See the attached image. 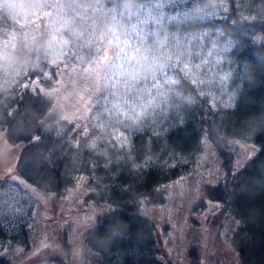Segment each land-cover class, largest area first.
I'll return each mask as SVG.
<instances>
[{
  "label": "trees",
  "instance_id": "1",
  "mask_svg": "<svg viewBox=\"0 0 264 264\" xmlns=\"http://www.w3.org/2000/svg\"><path fill=\"white\" fill-rule=\"evenodd\" d=\"M142 1L46 0L65 17V55L75 64L89 62L104 50L101 35L110 20L127 5ZM14 4H0V38L21 27ZM223 5L206 26L191 21L167 25L183 32L209 31L212 43L221 45L233 37L225 57L235 97L228 104H214L210 89L201 88L173 63L174 82L165 79L160 87L157 81L148 87L163 94L142 115L119 119L128 139L124 145L96 128L76 139V131L70 130L73 122L53 113V96L32 85L34 79L53 85L45 75L47 70L55 73L44 50L45 20H33L28 35H17L13 53L22 73L0 92V128L10 143L24 141L14 171L52 197L67 194L76 180L86 179L91 189L84 200L109 207L83 234L98 264H165L154 222L140 212V200L163 202L165 185L192 169L206 141L218 150L223 170L214 184H202L198 204L218 200L221 212L236 220L227 233L240 263L264 264V0H225ZM241 141L255 151L238 168L232 149ZM27 231L24 226L18 234H7L0 227V264H13L8 247L31 246ZM194 249L189 250L192 257ZM54 258L63 261V255Z\"/></svg>",
  "mask_w": 264,
  "mask_h": 264
},
{
  "label": "rangeland",
  "instance_id": "2",
  "mask_svg": "<svg viewBox=\"0 0 264 264\" xmlns=\"http://www.w3.org/2000/svg\"><path fill=\"white\" fill-rule=\"evenodd\" d=\"M224 1L129 4L102 32L104 50L89 62L75 64L65 55L69 45L63 34L65 17L46 0H13L21 27L0 38V92L7 91L22 73L13 53L17 35H28V24L43 18L48 26L44 50L55 70L54 74L47 70L45 75L52 78L53 85L47 87L37 79L31 83L53 96V113L73 122L70 130L76 131V139L96 128L111 142L127 144L119 119L142 115L163 94L148 91V87L156 81L160 87L165 79L174 82L173 63L180 64L201 88L210 89L214 104H228L235 95L225 56L233 37L221 45L212 43L209 31L183 32L167 25L191 21L206 26ZM23 145L24 141L10 143L0 128V227L7 234H18L26 226L31 240L26 250L17 244L8 247L10 260L13 264H98V255L83 243V234L96 223L98 213L109 209L108 204L84 200L91 189L84 178L76 180L67 194L56 197L26 182L14 171ZM254 148L246 141L234 146V165L239 168ZM221 160L218 150L206 141L192 169L165 185L163 202L140 200V212L154 222L165 264H241L228 242V226L236 220L221 212L218 200L198 204L202 184H214L222 172ZM191 247L196 257L190 256ZM59 254L63 255L61 262L54 258Z\"/></svg>",
  "mask_w": 264,
  "mask_h": 264
}]
</instances>
